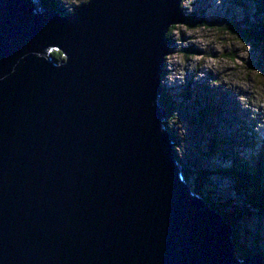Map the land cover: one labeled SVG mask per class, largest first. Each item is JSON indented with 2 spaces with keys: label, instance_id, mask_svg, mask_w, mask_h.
<instances>
[{
  "label": "water",
  "instance_id": "95a60500",
  "mask_svg": "<svg viewBox=\"0 0 264 264\" xmlns=\"http://www.w3.org/2000/svg\"><path fill=\"white\" fill-rule=\"evenodd\" d=\"M182 3L87 0L61 14L0 0V264H264L239 256L164 125Z\"/></svg>",
  "mask_w": 264,
  "mask_h": 264
},
{
  "label": "rangeland",
  "instance_id": "374dc122",
  "mask_svg": "<svg viewBox=\"0 0 264 264\" xmlns=\"http://www.w3.org/2000/svg\"><path fill=\"white\" fill-rule=\"evenodd\" d=\"M49 1L67 14L87 0ZM182 8L193 26L180 24L172 30L171 52L164 60L161 80L162 90L175 106L168 122L174 152L187 169L194 170L191 165L195 164L207 175L201 186L205 199L224 208V213L236 211L237 217L244 210L241 198L235 195L230 179L217 170L228 169L234 158L253 165L254 151L243 145V139L264 138V43L244 42L224 27L239 26L242 20L254 22V4L249 0H183ZM205 22L214 23L202 26ZM187 89H193L190 100L181 95L188 94ZM205 94L219 110L211 131L197 122L198 99ZM211 134L225 141L207 153L205 145ZM236 219L233 235L239 247L250 254L264 253V216L250 212Z\"/></svg>",
  "mask_w": 264,
  "mask_h": 264
},
{
  "label": "trees",
  "instance_id": "16d2710c",
  "mask_svg": "<svg viewBox=\"0 0 264 264\" xmlns=\"http://www.w3.org/2000/svg\"><path fill=\"white\" fill-rule=\"evenodd\" d=\"M41 5L47 6L49 8L55 9V5L51 3L49 0H39ZM254 4V12L253 15L255 16L256 20L254 22H249L246 20H242L239 23V26H236V23L227 25L224 27V29L234 36H237L240 40L244 42H263L264 43V0H249ZM75 7L73 9L76 10ZM57 10V9H56ZM60 12L59 10H57ZM62 14V12H60ZM68 14V13H67ZM187 20L184 23L187 26H193L190 24V17L186 14ZM214 22H205L202 23V26L205 27H211ZM236 24V25H235ZM208 25V26H207ZM175 26H171L166 34V40L168 41L169 45L171 46V40L169 38L172 30H174ZM53 59L55 61H58L62 58L61 54L59 52H52L51 53ZM164 70V67H163ZM192 90H186L188 94H185L184 92L181 94L183 97H186L188 100L191 99V97L194 96V93H192ZM159 104L164 107L167 117L165 121V127L167 130L172 134V130L170 127H168V122L170 121V118L173 117V110L175 108L173 101L170 99L169 94L165 89L162 90V95L159 98ZM199 102V108H198V123L204 127L205 131L210 130L212 127V120L215 119L216 114L219 115V110H216L212 106V101L210 100V96L204 95L203 97L198 99ZM196 122V121H195ZM245 127V126H244ZM241 136V135H240ZM242 136H246L249 138V136L245 135L243 133ZM241 136V137H242ZM225 139H215L213 138L212 134L210 135V138L208 139L205 150L206 152L212 153L213 150L219 146V142H224ZM243 145L246 147L251 148L254 151V155L252 157L253 165L247 164L245 160L242 158H234L232 161V164L228 169L224 168L221 170H217L218 173L225 175L227 178L230 179L233 191L235 192L236 196H240V200L243 203L242 206L244 207V210L241 211V213H238L239 215L236 217V211L235 213H224L220 206L215 205L212 202H209L207 199H205L211 208L216 209L220 211L223 215V217L231 222L233 225L236 222V218L240 219L244 216L248 215L250 212L253 214H256L258 216H264V138L260 137L255 139L254 136H252L250 139H243ZM258 145L257 149H255V146ZM256 150V151H255ZM179 160V159H178ZM181 162V161H180ZM183 165V164H182ZM191 168H194V170L185 168L184 171V178L189 183V178L193 176L192 179V190L203 196L202 188L201 186L204 184L207 175L203 170H200L199 168H196L195 164L191 165ZM195 166V167H194ZM216 172V173H217ZM190 185V184H189ZM204 197V196H203ZM205 198V197H204ZM234 242L237 246L238 254L239 256H246L250 253L245 251L243 247H239V244L237 243V238L234 236ZM259 252V251H257ZM260 254L264 255V253L259 252Z\"/></svg>",
  "mask_w": 264,
  "mask_h": 264
},
{
  "label": "bare ground",
  "instance_id": "6f19581e",
  "mask_svg": "<svg viewBox=\"0 0 264 264\" xmlns=\"http://www.w3.org/2000/svg\"><path fill=\"white\" fill-rule=\"evenodd\" d=\"M163 72H164V70H163ZM162 77H163V75L161 76V80H162Z\"/></svg>",
  "mask_w": 264,
  "mask_h": 264
}]
</instances>
